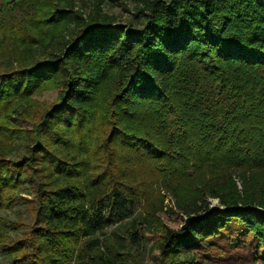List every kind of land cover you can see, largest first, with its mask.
Masks as SVG:
<instances>
[{
  "label": "trees",
  "instance_id": "16d2710c",
  "mask_svg": "<svg viewBox=\"0 0 264 264\" xmlns=\"http://www.w3.org/2000/svg\"><path fill=\"white\" fill-rule=\"evenodd\" d=\"M48 1L44 20L1 7L0 107L51 83L59 97L24 162L0 161V208L23 180L34 191L22 236L0 216V264H140L139 224L160 264L264 263V0H142L139 26ZM100 127L101 162L72 151ZM163 178L182 226L158 214Z\"/></svg>",
  "mask_w": 264,
  "mask_h": 264
},
{
  "label": "rangeland",
  "instance_id": "374dc122",
  "mask_svg": "<svg viewBox=\"0 0 264 264\" xmlns=\"http://www.w3.org/2000/svg\"><path fill=\"white\" fill-rule=\"evenodd\" d=\"M10 0H7V2ZM6 3V0H0V18L2 16V3ZM76 8L88 15L96 7H100L104 12L116 15L121 23L130 22L133 26H139L143 23L144 18L142 14L138 12V8L142 7V0H74ZM51 3L48 0H21L20 8L15 9L16 16L25 17L27 19L44 20L51 10ZM34 19V20H36ZM38 24H44L42 21H38ZM71 26L73 27L72 23ZM34 31H39L38 27L34 28ZM55 46L54 44L50 43ZM59 97V88L51 83L47 86L41 87L32 96L26 98L15 97L6 107H0V161L10 164L14 162V165H18L24 162V157L28 155L27 145L30 143V136L32 130H34L36 124L41 118V110L56 102ZM98 122V121H97ZM62 128H60L61 130ZM102 128L95 129L90 136L88 143L81 138V132H76L72 135L73 139L70 142L73 152H79L85 158L86 156L89 162H101L100 157L95 155V138L100 135L97 131H101ZM86 145L89 147L86 148ZM90 154V155H89ZM192 172V171H190ZM193 173V172H192ZM17 171L15 170V176ZM19 176V174H18ZM232 179L237 183L239 189L242 188V177L233 173ZM159 192L163 196V210L159 211V216L171 226L179 227L184 224L186 215L179 212L176 197L171 190L167 188L171 184V179L163 178L160 180ZM24 184L20 187L14 188L12 194H19L24 196L20 199L16 197L10 200L0 208V216L4 222L5 234L10 237L22 236L26 230V225H23L24 221H27L31 214L32 198H34V191L32 184L23 180ZM207 202L210 205L220 204V199L216 196L208 195L206 197ZM25 201V202H24ZM141 210L140 207H136L135 214ZM178 212V213H175ZM131 218V217H130ZM114 226H108L105 228V232L108 235H102V237L113 236ZM141 243L138 248V261L140 264H160L159 252L156 250L155 240L158 235L154 233L152 229H148L139 224L138 226ZM226 253H219L224 256ZM219 255V256H220ZM2 259V254H0ZM220 264H227L224 260H220ZM233 264H264L261 260L247 261L242 258L240 261H233ZM236 262V263H235ZM69 264H76L75 261H71Z\"/></svg>",
  "mask_w": 264,
  "mask_h": 264
}]
</instances>
